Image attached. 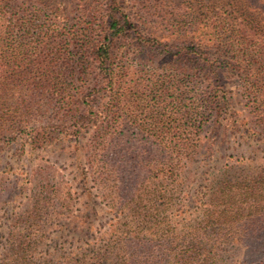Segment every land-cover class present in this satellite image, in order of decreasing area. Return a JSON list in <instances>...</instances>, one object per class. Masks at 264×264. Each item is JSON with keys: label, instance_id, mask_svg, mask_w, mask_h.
Masks as SVG:
<instances>
[{"label": "trees", "instance_id": "16d2710c", "mask_svg": "<svg viewBox=\"0 0 264 264\" xmlns=\"http://www.w3.org/2000/svg\"><path fill=\"white\" fill-rule=\"evenodd\" d=\"M51 1L32 3L28 0L21 4L18 0H0V149L2 143L15 140L19 135L25 139L24 128L30 126H33V133L27 140L37 143L44 139L42 134L46 135L43 132L46 129L35 127L33 123H43L45 117L49 118V123L53 122L55 119L48 117L50 113L56 118L64 115L63 120L72 121L76 129L73 135L78 136L94 110L108 115L113 109L121 110L126 93L137 89L136 86H121L124 80L120 79L125 77L118 79L114 67L115 44L124 38L136 40L149 51L163 46L162 39L178 41V52H168L174 60L166 68L174 78L182 75L193 78L203 73L209 89L206 94L212 92L207 105L213 109L216 130L223 124L224 135L232 132L239 134L246 144L257 139L264 145V0H192L193 6L201 5L205 16L202 22L191 17L184 33L175 25L182 16L174 17L172 13L181 10V0H134L138 6L145 4L143 14L134 12L136 5L130 7L124 0H104L99 39L89 44L78 40L82 29L80 23L68 21L67 13L59 15L61 2ZM152 3L154 8L147 6ZM45 10L51 12L50 18L43 15ZM152 10L155 12L151 13ZM164 24L171 26L167 34L163 30ZM185 61L190 64L181 66ZM231 70L245 75L242 86L248 99V115L241 120L230 114L232 99L224 90V72ZM156 135L159 145L174 156L169 163L160 162L159 166L165 167L159 170L158 177L169 173L175 180L181 178L185 168L182 161L187 160L188 165L202 150L195 140V132H191L192 138L172 142H168L172 131L159 129ZM248 148L239 160L224 166L207 186L202 206L205 225L195 231L194 238L211 231L219 235L217 231L227 229L237 236L238 224L243 220L249 223L264 216V158L257 159L253 156L254 150ZM118 163L110 165L98 160L92 163L96 185L110 192L108 197L114 200L120 193ZM134 165L139 167L138 170H144L149 163ZM87 174L83 170L84 179ZM143 186L135 200V212L143 206L145 197L152 194ZM137 189L132 190L133 197ZM60 194V190L50 189L47 184L40 185L28 215V230L43 226L40 220L44 209L57 203ZM146 210L149 213L144 216L145 227L122 233V228L112 226L103 235L102 249L95 250L89 260H80V264H163V252L167 253L166 263H173L168 258L172 256L173 248L162 249L164 242L175 244L171 224L159 222L153 208ZM46 212L49 214L50 209ZM13 237L14 243L0 264H34L29 255L43 239L30 238L27 242L17 235ZM130 238L135 242L134 246L129 245ZM224 243L230 246L242 244L235 237L230 241L221 240V243L194 241L191 252L196 256L189 258L181 254L177 259L182 264L225 262L227 259L217 260L216 255H209L218 250V244Z\"/></svg>", "mask_w": 264, "mask_h": 264}, {"label": "rangeland", "instance_id": "374dc122", "mask_svg": "<svg viewBox=\"0 0 264 264\" xmlns=\"http://www.w3.org/2000/svg\"><path fill=\"white\" fill-rule=\"evenodd\" d=\"M18 1L21 4L28 2ZM58 2H61L59 15L67 13L68 21L80 23L82 29L78 40L86 44L97 42L105 1ZM124 2L130 7L136 5L134 12L141 11L140 14H143L146 11L145 4L138 6L134 0ZM180 2L183 4L181 10L172 13L174 17L182 16L175 25L184 33L188 30L191 17L202 22L205 13L201 5L193 6L192 0ZM147 6L154 8V3ZM50 13L45 10L43 15L49 17ZM163 28L167 34L171 26L164 24ZM161 42L163 46L150 51L132 38L116 42L113 63L118 79L125 77L120 79L124 80L121 86L137 88L126 93L121 110L113 109L109 115L94 110L87 117V126L78 136L73 135L76 129L72 121L63 120L64 115L56 118L54 113H50L48 117L55 119L53 122L49 123V118L45 117L43 123H33L35 127L46 129L41 141L32 143L27 140L33 133V126H30L24 128L25 139L19 135L15 140L1 144L0 263L14 243L13 236L17 235L27 242L30 238L43 239L29 255L34 264H45L47 261L50 264H80V260H89L95 250L102 249L103 235L112 226L122 228V233L145 227L144 216L149 213L146 209L153 208V214L159 222L171 224L176 238L174 245L164 242L162 247L163 251L173 248L172 256H168L169 262L173 261L171 264H182L177 259L181 254L189 258L196 256L191 252L194 241L221 243V240L230 241L234 237L242 244H218V250L209 255H216L217 260L227 259L218 264H264V216L249 223L243 220L238 224L240 228L237 236L228 229L217 231L219 235L211 231L202 237L193 236L195 231L205 225L203 199L212 179L228 163L239 160L248 146L254 150L253 156L264 158V145L255 138V141L250 140L246 144L236 133L224 135L223 124L220 125L222 128L216 130L213 109L207 105L212 92L206 94L209 89L203 73L193 78L184 75L174 78L166 68L174 60L168 52H178L180 43L174 39H162ZM189 64L185 61L181 66ZM244 76L240 71L231 70L224 72L223 78L224 90L232 99L230 114L239 120L248 115V99L242 86ZM159 129L172 131L168 142L192 138L191 132H195V140L202 146L200 153L188 165L187 160L182 161L185 168L181 178L176 180L169 173L167 176L159 174L158 177L159 170L165 167L159 166L160 162L169 163L174 158L166 153L169 152L167 148L165 151L164 146L159 145L156 135ZM95 160L110 165L120 162V193L117 200L108 197L110 192L96 185L92 172ZM141 162L149 163L147 169L138 170L139 167L134 165ZM83 170L88 172L86 179L82 175ZM41 184L58 189L61 194L56 198L57 203L44 209L40 220L43 226L28 230V215ZM143 185L152 194L145 197L143 206L135 212V200H138L139 192L142 193ZM136 188L133 197L132 190ZM48 208L49 214L46 212ZM128 243L130 246L135 245L132 238ZM166 254L163 252L161 255L165 258L163 264H167Z\"/></svg>", "mask_w": 264, "mask_h": 264}]
</instances>
